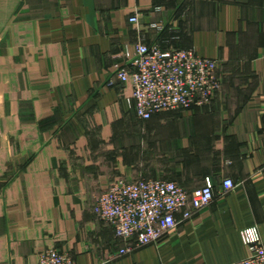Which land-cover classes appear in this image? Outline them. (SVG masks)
Returning a JSON list of instances; mask_svg holds the SVG:
<instances>
[{
  "label": "crops",
  "instance_id": "crops-1",
  "mask_svg": "<svg viewBox=\"0 0 264 264\" xmlns=\"http://www.w3.org/2000/svg\"><path fill=\"white\" fill-rule=\"evenodd\" d=\"M140 42L217 60L211 104L138 118L110 82ZM208 177L211 204L127 254L95 212L120 181L192 195ZM253 226L264 239V0H0V264H233Z\"/></svg>",
  "mask_w": 264,
  "mask_h": 264
},
{
  "label": "built area",
  "instance_id": "built-area-1",
  "mask_svg": "<svg viewBox=\"0 0 264 264\" xmlns=\"http://www.w3.org/2000/svg\"><path fill=\"white\" fill-rule=\"evenodd\" d=\"M161 7H156L159 11ZM138 14L130 18L138 22ZM125 63L118 66L110 83L119 80L132 84L130 104L138 118L147 121L162 112L203 108L211 104L222 88L218 62L199 54L193 48L165 49L159 43H137L126 48ZM236 183L226 178L223 193ZM213 180L192 195L180 184L166 179L120 181L107 188L95 203L96 214L111 224L125 242L119 254H127L152 243L178 225L177 213L188 206L190 218L214 199ZM248 255L233 264H264V239L257 226L242 230ZM38 264H75L72 256L56 248L43 250Z\"/></svg>",
  "mask_w": 264,
  "mask_h": 264
},
{
  "label": "rangeland",
  "instance_id": "rangeland-1",
  "mask_svg": "<svg viewBox=\"0 0 264 264\" xmlns=\"http://www.w3.org/2000/svg\"><path fill=\"white\" fill-rule=\"evenodd\" d=\"M164 125H167L168 126V121L164 123Z\"/></svg>",
  "mask_w": 264,
  "mask_h": 264
}]
</instances>
